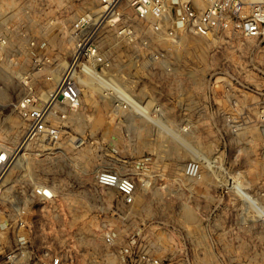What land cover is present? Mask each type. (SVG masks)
<instances>
[{"label":"built area","instance_id":"2783aa9c","mask_svg":"<svg viewBox=\"0 0 264 264\" xmlns=\"http://www.w3.org/2000/svg\"><path fill=\"white\" fill-rule=\"evenodd\" d=\"M68 36L67 66L74 72L45 97L20 101L27 121L23 156L60 146L59 120L82 107L84 84L181 146L188 153L184 174L215 190L214 209L230 206L243 221L256 222L249 231L258 233L254 247L264 249V0H96L73 19ZM117 40L130 50L113 51ZM189 46L211 57L199 59L203 74L177 64ZM169 104L185 106L179 127L185 138L166 123ZM194 119L201 126L199 145L190 135ZM15 148L0 147V214L16 218L14 246L0 264H77L75 245L34 240L36 206L54 210L58 197L54 187L27 178L22 166L11 174ZM94 184L115 188L125 205L135 203L137 184L128 175L101 170ZM104 241L114 243L109 235ZM121 252L127 264H159L131 241Z\"/></svg>","mask_w":264,"mask_h":264},{"label":"rangeland","instance_id":"374dc122","mask_svg":"<svg viewBox=\"0 0 264 264\" xmlns=\"http://www.w3.org/2000/svg\"><path fill=\"white\" fill-rule=\"evenodd\" d=\"M95 2L0 0V147L14 148L24 139L27 121L20 101L27 95L45 97L56 88L58 79H52V73L59 68L61 77L70 60V25ZM115 45L113 51L130 50L121 40ZM210 58L189 46L177 64L195 74L199 59ZM80 86L82 107L59 120L60 146L38 154L30 148L33 154L18 160L27 178L54 187L58 197L54 210L36 206L34 240L55 247L75 245L77 264H127L121 252L127 241L159 264H264V249L254 247L258 233L249 231L256 222L243 221L230 206L214 209L215 190L199 179L185 178L188 153L181 146L141 125L126 108ZM164 109L167 125L185 138L179 128L185 106L169 104ZM191 123V138L199 145L200 121ZM77 139L83 143L75 147ZM101 170L132 177L135 203L125 205L115 188L94 184ZM9 217L0 214V258L16 238V218ZM106 235L113 244L105 243Z\"/></svg>","mask_w":264,"mask_h":264},{"label":"bare ground","instance_id":"6f19581e","mask_svg":"<svg viewBox=\"0 0 264 264\" xmlns=\"http://www.w3.org/2000/svg\"><path fill=\"white\" fill-rule=\"evenodd\" d=\"M59 71H60V69L58 68V69H56V70H54L53 71V73H52V76H51V78L52 79H58V82H57V85L58 84H60V82H61V80H62V78L65 76V75H71L74 71H73V68H71L70 67V65L69 66H67L66 68H65V70H64V72H63V75L60 77V73H59ZM104 90H102V93H101V95H104ZM107 93H109V92H107ZM144 115H146V113H144ZM24 149H26L25 148V141H24V139L20 142V144L15 148V149H13V151H12V153H11V155H12V158H14L13 159V165H19L20 164V161H18V160H21V156H23V151H24ZM18 156V157H17ZM22 161V160H21ZM12 169H13V167H12Z\"/></svg>","mask_w":264,"mask_h":264},{"label":"crops","instance_id":"0c3cea01","mask_svg":"<svg viewBox=\"0 0 264 264\" xmlns=\"http://www.w3.org/2000/svg\"><path fill=\"white\" fill-rule=\"evenodd\" d=\"M12 167L15 168V167H17V166H16V165H13ZM184 175H185V174H184ZM186 177H187V176L185 175V178H186ZM187 178H188V179H191V178H189V177H187ZM137 198H138V196H137V194H136V200H137ZM136 200H135V201H136Z\"/></svg>","mask_w":264,"mask_h":264}]
</instances>
